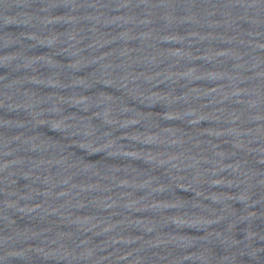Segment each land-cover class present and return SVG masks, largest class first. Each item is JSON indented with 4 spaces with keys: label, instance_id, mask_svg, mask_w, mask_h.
<instances>
[{
    "label": "water",
    "instance_id": "95a60500",
    "mask_svg": "<svg viewBox=\"0 0 264 264\" xmlns=\"http://www.w3.org/2000/svg\"><path fill=\"white\" fill-rule=\"evenodd\" d=\"M0 264H264V0H0Z\"/></svg>",
    "mask_w": 264,
    "mask_h": 264
}]
</instances>
